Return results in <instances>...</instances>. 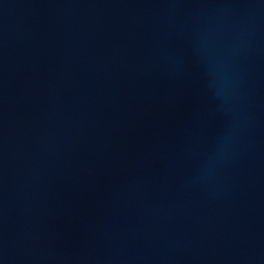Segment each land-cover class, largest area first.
I'll list each match as a JSON object with an SVG mask.
<instances>
[{"label": "water", "instance_id": "95a60500", "mask_svg": "<svg viewBox=\"0 0 264 264\" xmlns=\"http://www.w3.org/2000/svg\"><path fill=\"white\" fill-rule=\"evenodd\" d=\"M0 264H264V0H0Z\"/></svg>", "mask_w": 264, "mask_h": 264}]
</instances>
